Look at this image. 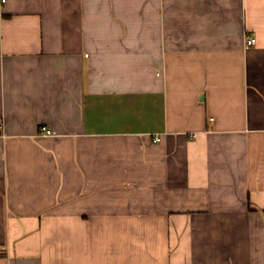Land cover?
Returning <instances> with one entry per match:
<instances>
[{
  "label": "crops",
  "instance_id": "obj_1",
  "mask_svg": "<svg viewBox=\"0 0 264 264\" xmlns=\"http://www.w3.org/2000/svg\"><path fill=\"white\" fill-rule=\"evenodd\" d=\"M0 264H264V0H0Z\"/></svg>",
  "mask_w": 264,
  "mask_h": 264
},
{
  "label": "built area",
  "instance_id": "obj_2",
  "mask_svg": "<svg viewBox=\"0 0 264 264\" xmlns=\"http://www.w3.org/2000/svg\"><path fill=\"white\" fill-rule=\"evenodd\" d=\"M3 2L5 0H2ZM246 40H247V44H252L256 41V39L254 37H251V36H246ZM40 132L41 133H44V134H50L51 133V129H49L46 125H42L40 127ZM196 134H193L192 137H195ZM156 140H160V138H156Z\"/></svg>",
  "mask_w": 264,
  "mask_h": 264
}]
</instances>
